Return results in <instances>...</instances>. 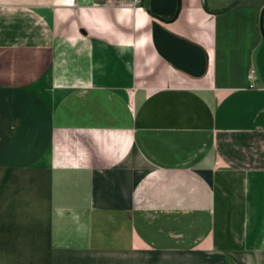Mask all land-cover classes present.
<instances>
[{"label": "crops", "instance_id": "1", "mask_svg": "<svg viewBox=\"0 0 264 264\" xmlns=\"http://www.w3.org/2000/svg\"><path fill=\"white\" fill-rule=\"evenodd\" d=\"M0 264H264V0H0Z\"/></svg>", "mask_w": 264, "mask_h": 264}, {"label": "water", "instance_id": "2", "mask_svg": "<svg viewBox=\"0 0 264 264\" xmlns=\"http://www.w3.org/2000/svg\"><path fill=\"white\" fill-rule=\"evenodd\" d=\"M144 6H145V8H147V3H146V1L144 2ZM178 11H179V7L177 8V11H176L175 16H174L173 19L176 18L177 14H178ZM148 14H149L151 17H153V18H155V19H158V20H160V21H162V22H165V23L168 22V21H166V20H164V19H162V18H160V17H158V16L152 14L150 11H148Z\"/></svg>", "mask_w": 264, "mask_h": 264}, {"label": "built area", "instance_id": "3", "mask_svg": "<svg viewBox=\"0 0 264 264\" xmlns=\"http://www.w3.org/2000/svg\"><path fill=\"white\" fill-rule=\"evenodd\" d=\"M248 78H249L251 81L254 80V78H255L254 71H251V72H250Z\"/></svg>", "mask_w": 264, "mask_h": 264}]
</instances>
